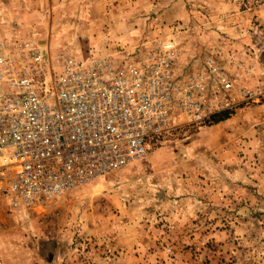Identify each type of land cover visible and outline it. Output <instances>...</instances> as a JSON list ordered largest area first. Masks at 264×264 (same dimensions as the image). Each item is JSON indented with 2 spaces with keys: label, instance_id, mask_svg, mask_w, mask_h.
Returning a JSON list of instances; mask_svg holds the SVG:
<instances>
[{
  "label": "rangeland",
  "instance_id": "obj_1",
  "mask_svg": "<svg viewBox=\"0 0 264 264\" xmlns=\"http://www.w3.org/2000/svg\"><path fill=\"white\" fill-rule=\"evenodd\" d=\"M156 35L219 65L234 104L55 196L0 189V264H264V0H0V37L51 58Z\"/></svg>",
  "mask_w": 264,
  "mask_h": 264
},
{
  "label": "built area",
  "instance_id": "obj_2",
  "mask_svg": "<svg viewBox=\"0 0 264 264\" xmlns=\"http://www.w3.org/2000/svg\"><path fill=\"white\" fill-rule=\"evenodd\" d=\"M180 53L156 35L51 58L34 40L0 37V189L26 202L55 196L145 154L176 119L229 109L223 69L211 58L182 63Z\"/></svg>",
  "mask_w": 264,
  "mask_h": 264
},
{
  "label": "trees",
  "instance_id": "obj_3",
  "mask_svg": "<svg viewBox=\"0 0 264 264\" xmlns=\"http://www.w3.org/2000/svg\"><path fill=\"white\" fill-rule=\"evenodd\" d=\"M216 117H217V115L212 116V118H214V119H215Z\"/></svg>",
  "mask_w": 264,
  "mask_h": 264
}]
</instances>
